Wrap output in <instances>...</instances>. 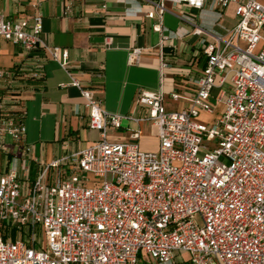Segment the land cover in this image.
Instances as JSON below:
<instances>
[{"label": "built area", "instance_id": "built-area-1", "mask_svg": "<svg viewBox=\"0 0 264 264\" xmlns=\"http://www.w3.org/2000/svg\"><path fill=\"white\" fill-rule=\"evenodd\" d=\"M163 1L152 2L146 16L161 17ZM171 1L198 9L206 2L211 9L236 4L233 24L202 45L206 64L189 77V105L171 111L162 88L139 90L135 102L146 113L120 116L71 78L99 136L42 168L25 195L16 165L0 176V264H174L176 252L188 253L189 264H264V3ZM41 31V16L28 29L0 12L2 37L25 50L45 48L63 67L67 52L46 44ZM140 53L133 48L128 61ZM168 67L161 59V74ZM214 91L221 112L211 124L201 123L199 113L213 110ZM169 96L183 98L175 91ZM123 119L150 122L157 150L108 140V130ZM2 125L0 147L2 134L18 140L25 133L10 119ZM138 136L133 130L131 137ZM62 165L67 176L58 170L50 182L49 169Z\"/></svg>", "mask_w": 264, "mask_h": 264}, {"label": "crops", "instance_id": "crops-1", "mask_svg": "<svg viewBox=\"0 0 264 264\" xmlns=\"http://www.w3.org/2000/svg\"><path fill=\"white\" fill-rule=\"evenodd\" d=\"M154 1L158 0H0L3 17L25 28H31L41 16V38L67 52L62 67L47 49L25 50L0 35V130L8 119L25 126L18 140L2 134L0 176L16 165L24 176L23 195L42 168L98 138V131L88 126V109L80 87L89 88L107 112L120 116L146 113V107L135 102L139 90L162 88L163 103L171 111L189 105L194 91L189 77L202 72L206 64L202 45L212 36L223 35L233 24L236 4L211 9L206 2L198 9L185 2L164 0L163 15L149 18L146 11ZM157 25L162 31L154 29ZM195 28L201 33H194ZM163 31L169 34L167 38L162 37ZM133 48H140L141 53L130 63ZM161 59L169 63L163 74ZM71 78L80 87L73 85ZM171 91L183 98L173 100ZM214 93L209 97L212 112H201L197 117L201 123L211 124L221 112ZM133 130L139 132L137 139L131 137ZM107 138L136 142L142 151L158 148L156 129L148 121L123 119L119 128L108 130ZM25 147L30 148L28 154ZM67 166L50 168L49 181L57 178L58 170L61 177L67 176ZM2 230L0 223V233ZM174 264H189V260L176 252Z\"/></svg>", "mask_w": 264, "mask_h": 264}, {"label": "rangeland", "instance_id": "rangeland-1", "mask_svg": "<svg viewBox=\"0 0 264 264\" xmlns=\"http://www.w3.org/2000/svg\"><path fill=\"white\" fill-rule=\"evenodd\" d=\"M197 219L199 220L198 217H197ZM39 238H40L41 240H44V235H43L42 232L39 234ZM181 253H183V255H184V257H185L186 260L189 259V255H188V253H186V252H181Z\"/></svg>", "mask_w": 264, "mask_h": 264}]
</instances>
